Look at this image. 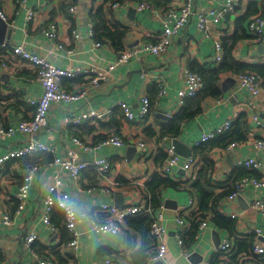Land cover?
<instances>
[{"label": "crops", "instance_id": "obj_1", "mask_svg": "<svg viewBox=\"0 0 264 264\" xmlns=\"http://www.w3.org/2000/svg\"><path fill=\"white\" fill-rule=\"evenodd\" d=\"M116 1L56 0L55 3H47L46 0H27L26 7L36 11L33 22L27 25L25 7H18L14 0H0L1 6L8 15L10 27L16 30L14 44L23 43L29 52L45 57L55 67L75 71L94 68L107 72V79L101 80L98 85L88 87L87 99L69 104H53L49 111L48 124L38 134V139L42 143L55 146V154L51 155L53 159L57 156L88 163L108 159L111 164V170L106 178H97L89 173L90 168H88L83 172L78 186L74 185L70 175L59 171L50 163L38 165L40 170L37 180L30 189L27 207L21 213L16 212L15 195L23 182L27 168L25 159L2 166L0 212L6 210L11 212L12 224L10 226L0 224V264H35L39 259L53 260L54 264H156L150 255L153 252V244L145 252L147 256L144 259H147V263L143 261L140 263V260L135 258V254L143 245V239L140 233L130 227L129 219L120 233L105 234L91 229V218L101 219L99 205L102 203L112 204L119 209L141 204L150 207L155 216L163 212L167 230L163 238L166 246L163 261L165 264H213L214 262L264 264V258L253 252L236 251L235 246L236 239H245L253 234L251 231L254 228L261 230V239L264 241V216L250 207L255 199H264V188L246 190L239 196L243 201L238 200L230 208H225L224 203L220 206L221 215L236 223L231 229L223 222L216 225L213 221L214 215L209 212L208 217L202 220L205 222V227L199 229V238L195 246L189 250L183 244V239L180 242L177 239L182 229L178 223L179 218L184 219L191 214L201 216L198 196L192 185L205 167L200 158L203 155L200 151L202 147L197 146L203 133L222 125L230 118L236 120L243 112L248 113V124L251 128L248 130L247 139L235 142L237 145L231 150L228 148L232 144L224 150L211 151L209 158L212 159V170L209 173V183L213 187H233L232 174L239 168L237 162L249 157L259 159L262 167L260 171H248L258 174L259 178H255H264V149L256 146V141L264 142V78L260 76L261 92L258 97H254L247 90L239 88L237 75L230 73L222 75L221 90L222 84L228 78L235 80L236 84L229 87L226 93L222 90L220 98L208 99L203 104V113L183 125L181 136L173 139L161 136L160 132L161 126L169 123L185 105L179 107L177 100L178 92L186 86L181 75L182 67L188 66L192 72H194L192 62H195L196 66L217 67L225 57L223 37H231L234 34L236 22L240 18H245L244 24L249 35L250 20L258 14L249 13V9L251 6L262 5L264 0H241L236 12L228 13L222 23H210V38L198 30L197 17L194 16L192 21L174 36L171 45L160 57L142 54L126 64H116L121 51L114 50L109 39L103 38L97 41L102 44L101 47L94 45L90 33L92 24L94 31H97L98 23L95 15L102 10L107 27L119 26L122 30L126 29L123 50L125 51L152 42L153 37L162 29L164 13L170 10L180 13L186 0H132L146 1L153 5V10L145 11H137L133 5L113 10L111 5ZM224 1L190 0L195 13L207 12L210 9L222 11ZM71 5L77 6L75 12L69 11ZM254 7L252 10L255 9ZM131 9L136 11L133 18L129 15ZM51 21L58 27L57 38L54 40L43 33V28ZM73 32L78 33L80 38L76 39ZM216 40L222 43L220 51L216 49ZM59 44L63 45L64 49H58ZM67 50H72L74 53L69 55ZM233 51L237 61L264 64V34L257 43L250 42L249 38L239 40ZM217 56H221L220 61L217 60ZM14 64L7 66L0 64V123L5 126L16 125L20 120L27 118V114L34 110L31 101H39L43 94L41 86L35 80L36 68L20 61H14ZM110 67H113L111 72H109ZM86 80L84 75H78L73 79H62V85L65 90L75 92L83 87ZM160 86L165 91L163 95L160 94ZM152 87L158 89L153 102L149 98ZM145 97L150 100L149 115L144 119L136 117L137 120L134 122H128L118 104L125 103L135 115H138ZM91 110L104 111L102 119L84 122L77 126L65 125L67 118ZM255 117H258L259 124L255 121ZM89 129L92 133L88 132ZM111 135L122 137L125 145L121 148L104 147L95 153H85L73 143L74 136L85 143H90L89 141L95 143ZM95 137L101 138L95 139ZM26 140L27 137L21 133L12 137L0 136V157L10 150L22 147ZM175 140H179L190 149L189 153L196 157L197 163L194 168L186 169L188 157L178 154L179 167L166 174L164 168L168 158L162 162L158 157L162 154H167L168 157L167 151L174 146ZM140 141L147 143L146 149L138 147ZM46 154L41 153L37 156L43 157ZM84 154H89L91 159L85 161L84 159L87 158ZM156 173L173 179L179 184V188L167 189L162 206L153 209L151 198L147 193V184ZM57 176L62 180L61 190L69 196L78 214L82 239L77 257H74L67 247L69 236L64 229L63 216H60V211L55 209L58 206L52 209L51 214L54 230L42 221L43 202L48 188L54 184ZM223 190L219 188L217 194ZM166 200L176 203L177 209L167 208ZM209 207H212V203ZM232 214H236L237 218H232ZM185 225L186 232L190 226L186 223ZM32 232H35L38 238L32 243L31 248H28L25 239ZM215 232L219 234L222 242L226 239L231 241L230 251L221 253L217 249ZM150 239L148 236V240ZM187 252L189 255H186ZM192 255L197 257L193 258ZM107 260L109 263H106Z\"/></svg>", "mask_w": 264, "mask_h": 264}, {"label": "built area", "instance_id": "obj_2", "mask_svg": "<svg viewBox=\"0 0 264 264\" xmlns=\"http://www.w3.org/2000/svg\"><path fill=\"white\" fill-rule=\"evenodd\" d=\"M56 0H46L47 3H55ZM18 7H25L26 11V24L33 22L36 11L32 8H27V0H14ZM241 0H225L224 9L217 11L216 9H210L207 12L195 13V9L190 2L186 0L180 9V13L170 10L162 16V29L152 42L145 43L141 46L131 47L126 49L117 57L116 64H126L131 59L138 57L139 55H151L154 57H160L167 51L171 45V41L174 36L178 35L186 25H188L194 16L197 17L196 25L198 30L203 33L207 38L211 37L210 23H222L228 13H235ZM134 6L137 11L153 10V5L146 1L133 2L132 0H125L123 2L116 1L111 5L113 10H117L122 6ZM77 6L71 5L69 11L75 12ZM0 18L7 23L8 30L12 29L11 24L8 23V15L3 9L0 3ZM92 24V23H91ZM136 26V25H135ZM57 24L51 21L47 27L43 28V33L49 39L57 38ZM249 35L252 37L250 42L257 43L263 37L264 34V10L262 13L255 15L248 26ZM76 39L80 36L78 33L73 32ZM90 37L94 41L96 47H101L102 44L95 40V31L92 24V30ZM216 49L220 51L222 49V43L219 40L215 41ZM58 49H64V46L59 44ZM67 54L71 55L74 52L67 50ZM217 60H221V56H217ZM14 61H20L27 63L36 68V81L39 83L43 90L42 97L39 101H31V105L34 110L27 114V118L20 120L16 125L5 126L0 123V136L12 137L17 133H21L27 137L25 144L17 149L10 150L8 153L0 157V169L2 166L12 161L24 160L34 158L41 153H47L50 155L55 154V146L53 144L42 143L38 139V134L48 124L49 111L53 104H69L77 102L82 99H87L88 87L90 85H98L101 80L107 79V72L99 71L94 68L86 71L82 70H66L59 67H55L49 63V61L42 56L29 52L23 43H7L6 41L0 46V64L3 66L15 65ZM113 70V67L109 68V72ZM78 75H84L86 81L83 83V87L79 91L70 92L64 89L62 85V79H73ZM181 75L185 80L186 86L184 89L178 92V104L179 107L183 106L190 98L195 97L202 89L203 79L200 75L192 72L188 66H184L181 69ZM236 81L241 90H247L252 96L258 97L261 92V77L257 73H245L239 74L236 77ZM160 94L165 92L160 86ZM118 107H121L125 113L128 122H134L136 117L144 119L150 112V100L145 97L142 100V106L138 115H135L125 103H119ZM104 115V111H83L79 114L67 118L65 125L77 126L84 122L101 120ZM258 122V117L254 118ZM234 119L230 118L226 120L222 125L216 126L210 131L202 134L197 146L203 145L207 142L214 140L217 136L228 132L231 129ZM85 143L78 137H73V143L82 149L85 153H95L104 147H117L121 148L125 145L122 137L118 135L107 136L95 143ZM237 143L232 144L228 150L236 147ZM256 146L260 149H264L263 141H256ZM138 147L146 149L147 143L140 141ZM168 159L164 172L169 174L175 167H179L180 157L176 153L175 147L172 146L167 151ZM197 163V159L194 155L188 157L185 168H194ZM52 166L57 167L59 171H64L70 175L73 179L74 185H79L83 172L88 168H92L97 175V178H106L111 170V164L108 159H99L92 163L84 161H73L69 158H61L55 156L50 163ZM237 166L241 169L260 171L262 163L255 157H249L241 159L237 162ZM39 166H28L26 168L23 182L21 183L18 192L15 195L16 200V212L21 213L27 207L30 195V189L34 182L37 180L39 173ZM62 180L59 176L55 177L54 184L48 188V193L43 202L42 221L49 225L54 230L55 225L52 222L51 214L52 209L58 206L63 212L64 229L69 236L67 247L72 251L74 257H77L79 250L81 249L82 233L79 228L78 214L74 205L70 202L69 196L61 190ZM250 188L261 189L264 188V178L258 179L252 176H246L237 180L233 184V193L228 196L224 202L225 208H230L238 201V197L243 192ZM108 192V189H106ZM191 203V201H190ZM252 210L259 212L264 216V199H255L251 205ZM99 213L101 219L91 218V229L98 233H120L124 229V225L129 218L133 217H149L151 219L149 236L153 242V252L150 254L153 261H164L166 246L163 242V238L167 233L164 225V213L160 212L158 215H154L153 210L150 207H145L141 204H133L125 206L119 209L118 207L102 203L99 205ZM232 218H237L236 214L231 215ZM178 223L182 226L181 231L177 235V239L182 241V235L185 232V222L179 218ZM0 224L10 226L12 224V214L8 210L0 212ZM205 227V222L200 225V229ZM251 233L256 235V240L253 247V253L259 257L264 258V241L261 239V230L254 228ZM38 238L35 232H32L25 239L26 247L31 248ZM232 249V243L229 239L224 240L219 250L220 252H228ZM186 255H189L187 252ZM36 256V255H35ZM40 264H54L53 260L39 259ZM109 263V260L106 261ZM78 264V263H72Z\"/></svg>", "mask_w": 264, "mask_h": 264}, {"label": "trees", "instance_id": "obj_3", "mask_svg": "<svg viewBox=\"0 0 264 264\" xmlns=\"http://www.w3.org/2000/svg\"><path fill=\"white\" fill-rule=\"evenodd\" d=\"M117 1L123 2L125 0ZM253 7H250L249 13H262L264 10V2L262 5H257L254 7V10H252ZM95 19L98 23L97 31L95 32L96 41H101L103 38L109 39L112 42V47L114 50L122 52L125 49L124 37L126 36V29L122 30L119 26L113 28L107 27V22L102 14V10H100L95 15ZM244 23L245 18L238 19L234 34L231 37H223L222 41L224 42L225 46V57L217 67L212 65L196 66L195 62L191 63L193 71L197 74L199 73L198 75L202 76L204 88L195 97L188 99L184 107L180 109V111L169 123L163 124L161 126V136L171 137L173 139L178 138L181 136L183 125L187 122L193 121L203 113V104L208 99L220 98L222 96V90L220 86L222 75L229 73L233 75H239L253 72L264 78V64L243 63L235 60L234 58L233 50L237 42L241 39L247 38H249V41L252 40V37H249L246 32L247 26H245ZM156 89V87H152L149 92V98L151 102H153L155 95L158 94V89ZM250 128L251 127L248 124V113L243 112L237 117L236 120L233 121L231 129L228 132L219 135L214 140L201 145L202 148L200 151L203 155H201L200 158L204 162L205 167L200 171L198 178L193 182L192 185V189L196 190V195L198 196L199 212L201 213V216L197 217L196 214H191L187 217H184L185 220L183 219L184 222L190 226L189 229L182 235L183 244H185L189 250L195 246L196 241L199 238L200 225L203 223L202 220L203 218L208 217L207 214L209 212L214 215L213 221L216 225H219L223 222L230 229L235 226V221L225 218L219 211L220 206L226 201L228 196L233 193V187H213L210 185L209 173L212 170V159L209 158V155L214 149L224 150L235 142L246 140L248 130ZM88 132L92 133V130L89 129ZM100 138L101 137H95V139ZM37 157L25 159V165L27 167L35 166L41 165L43 163H51L53 161V157L50 154H46V156L43 157ZM167 158V154H162L158 157V159L162 162H164V160ZM89 173L97 176L96 172L92 168H90ZM246 176L258 177V174H256L254 171L238 168L233 172L232 179L235 183L237 180ZM169 188L178 190L179 184L173 179L165 177L161 173H156L152 176L149 183L147 184V193L151 198V207L153 209H158L162 206L163 196L165 191ZM219 188H223L224 190L217 194V190ZM210 203H212V207H209ZM55 209L60 211V216H63L62 211L58 207H55ZM128 221L130 227L140 233L143 239V245L141 249L135 254V258H138L140 263H142V261L147 263V259H144V257L147 256L145 255V252L153 244L151 239L148 240L151 219L149 217L138 216L133 217V219L129 218ZM255 238V234H250L245 239H236V251L238 250L239 252L244 253L253 252ZM103 251L105 250H102V252ZM217 263L218 262H214L213 264Z\"/></svg>", "mask_w": 264, "mask_h": 264}, {"label": "water", "instance_id": "obj_4", "mask_svg": "<svg viewBox=\"0 0 264 264\" xmlns=\"http://www.w3.org/2000/svg\"><path fill=\"white\" fill-rule=\"evenodd\" d=\"M135 10L131 9L129 11V15H133L135 14ZM16 37V30L14 28L8 30V26L7 23L5 21H3L0 18V46L6 41L7 43H13V41L15 40ZM236 84V81L228 78L226 79V81H224V83L222 84V90L223 92H227V90H229V87H233ZM168 118V117H167ZM174 147L176 150V153L179 154L182 157H189L191 156L190 149L188 147H186L182 142H180L179 140H175L174 141ZM84 157H86L87 159H84L85 161H88V159H91L89 154H84ZM239 201H243L242 197H238ZM165 206L167 208H172V209H177V204L170 201V200H166L165 201ZM216 238H215V244L217 249H219L220 245H221V237L219 236V234L217 232H215ZM128 238H130L128 236ZM129 239H128V244H129ZM193 258H196L197 256L192 255ZM35 264H40L39 261H36ZM156 264H165L163 261H157Z\"/></svg>", "mask_w": 264, "mask_h": 264}]
</instances>
